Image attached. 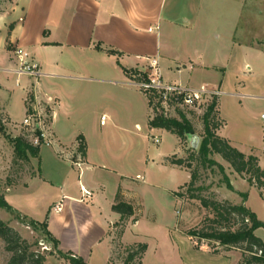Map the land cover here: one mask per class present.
<instances>
[{
    "label": "rangeland",
    "instance_id": "rangeland-1",
    "mask_svg": "<svg viewBox=\"0 0 264 264\" xmlns=\"http://www.w3.org/2000/svg\"><path fill=\"white\" fill-rule=\"evenodd\" d=\"M205 1L207 7L203 4L201 6L202 10H205L208 23L207 21L204 24L197 23L198 28H195L192 35L193 40L199 42V46L202 45L197 48L198 51L204 55L208 54L210 61L220 62V65L225 64L230 67L227 77H224L225 86L222 90L226 96L221 98L225 112L228 114L223 136H227L228 133L233 134L235 140L239 142L237 144L240 150L253 149L252 154L261 159L264 169V120L261 118L264 114V0ZM1 2L2 0L0 4ZM5 2L9 5L5 6ZM12 4V0H4L0 5V12ZM235 29H237L236 32ZM164 32L161 31L164 34L162 51L169 54V48L166 46H169L171 42ZM235 43L253 50L234 46ZM20 48L30 53L29 48ZM2 75L0 72V77ZM212 77L207 80L217 82V79L214 80L217 77ZM188 78L189 74L183 76L184 81ZM130 81L133 83L132 79ZM114 82L122 81L118 78ZM54 84L56 85L54 90L62 93L63 81H57ZM10 86L11 90L16 91L11 102L9 103L8 98H3L0 103L4 106L10 104L13 121L22 124L26 116L23 102L19 98V94L22 95L21 88L17 89L16 84ZM102 87L104 86L98 83H88L82 86L81 92H85L84 96H79L75 101L63 96L62 93L61 112L73 110L71 121L75 125L74 130L85 132L95 152L100 155L105 154L104 160L99 156L97 166L117 172L130 171L129 175L131 174L134 178L137 173L142 175L146 173L147 184L142 187L136 186V183L133 184L134 188L136 187L135 195L142 199L143 213L137 215L135 213L125 224L122 241L126 244L142 241L147 246L143 264H209L205 257L190 252L184 237L196 250H204L217 256L230 258L233 259L234 264H239L243 259L240 249H225L214 242L192 239L187 235V232L191 230L206 228L204 221L213 218V214L202 208L199 201L186 199L182 202L175 198V194L182 186L190 183L191 170L197 171L198 181L195 185L197 189H200L203 197L219 202L226 201L235 205H244L257 216L259 221L264 223V190L259 191L251 186L247 178L236 174L220 156L209 155V160L222 166L225 176L233 187L230 189L218 167L204 168L196 159L189 161L193 150L189 146H181L178 137L166 130L152 128L146 131L144 129L140 132L141 138L131 144L125 143L127 135H138L139 133L127 128L129 127L127 125L129 116L123 108L122 111L119 109L121 112L114 113L110 111L108 102L98 104V100L104 98L103 95H105V88ZM135 90L140 92L136 87ZM113 96L116 95H107L106 99L115 103L116 97L111 99ZM143 97L147 100L145 95ZM150 114L148 104L149 117ZM172 114L175 116V113ZM105 115L109 120L105 122L106 126H102V117ZM188 118L197 135H202L204 132L203 113L195 111L194 115H188ZM2 127L0 197H3L11 206L12 212L0 208V220L20 235L21 239L30 246V252L45 255L46 262L54 257L47 264H59L57 261L64 258L55 254V247L48 238L43 224L56 241V250H59L62 255L72 254L88 264H90L89 256L93 255L96 264H106L98 260L97 254L102 251L101 249L108 251L114 247L112 262L109 264H124L127 257L124 246L118 248L121 244L120 239L111 242L115 233L97 220L91 201H84L82 202L84 205L74 206V209L68 211L67 216L53 213L52 199L61 197L60 201H63L64 195L60 185L52 186L47 182V179L56 173L53 160L56 155L55 147L42 146L41 159L32 158L34 166L32 167L30 162H24L14 152L15 140L22 135L21 128L8 127L4 122ZM150 136H158L160 143H153L149 139ZM19 151L24 154V147H20ZM139 152L147 159H145V166L142 170L137 166L129 170L121 162H115L110 154H118L116 156L122 157L127 153L133 155ZM192 155L197 157L196 154ZM174 159L186 160L187 164L179 169L172 166ZM76 169L73 170L72 185L74 196L79 201L82 200V194L77 183L79 170ZM112 178L111 174L105 173L96 179V182L107 188L104 199H108V204L115 202L114 199L117 196L114 192L111 193ZM26 183H28V189L25 190ZM16 187L19 188L15 189ZM8 189L11 193H7ZM242 195H246L245 201ZM119 226L115 224L116 229H119ZM234 227L233 229H236L238 225ZM99 237L104 242L103 246L101 248L92 247ZM258 237L264 240V230L258 231ZM112 243L114 245H111ZM51 251L54 254L49 255ZM11 257L12 253L7 250L5 241L0 238V264H9ZM64 262L66 264L65 259ZM137 263L138 261L135 262Z\"/></svg>",
    "mask_w": 264,
    "mask_h": 264
},
{
    "label": "crops",
    "instance_id": "crops-1",
    "mask_svg": "<svg viewBox=\"0 0 264 264\" xmlns=\"http://www.w3.org/2000/svg\"><path fill=\"white\" fill-rule=\"evenodd\" d=\"M3 2L4 0L1 4ZM205 2V0H12L13 4L0 12V72L3 74L0 77V101L8 98L9 103L11 102L16 91L11 90L10 85L16 84L17 89L21 88L22 95L19 94V98L23 102L25 116L30 103L32 106L39 104L52 116V130L59 144L75 145L81 140L80 142L85 145L86 167L82 176L79 171L77 183L80 191L84 187L92 196L86 199L81 191L82 200L78 201L75 198L72 174L76 167L62 159L56 150L53 159L56 173L49 177L47 182L52 186L60 185L64 195L63 201H60L61 197L52 199L53 213L67 216L74 206H81L84 205L82 202L91 201L97 220L115 233L111 242L119 240L118 232L124 229L130 218L121 226V215L113 211L116 198L115 202L109 204L108 199H104L107 188L96 182V179L105 173L113 176L111 193L114 192L115 196L120 193L125 202L134 206L135 215L143 213L142 199L135 195L136 187L134 188L133 184L136 183V186L140 187L147 184L146 173L144 172V175L137 173L134 178L129 175L130 171L117 172L97 166L99 156L103 159L105 154L100 155L95 152L85 132L74 130L75 125L71 121L73 110L61 112L63 106L61 94L75 101L79 96H84L85 92H81L82 86L88 83L104 86L102 88H105V95L98 100V104L108 102L110 111L118 113L119 109L122 111L123 108L128 114L127 128L139 133L126 136L125 143L131 144L141 138V131L152 129L149 125L148 99L145 100L144 95L136 91L135 86L130 83L134 76L146 75L150 60L159 61L167 83L192 87L212 84L220 86L223 90L224 77H227L230 67L210 61L208 54L204 55L197 50L202 45L199 46V42L193 40L192 34L199 25L197 23L204 24L206 21L208 23L205 10H202L201 6L203 4L207 7ZM7 4L9 5L7 2L4 3L5 6ZM161 31H165V36L171 42L166 46L169 48V54L162 51L164 34ZM236 45L253 50L244 45L235 43L234 46ZM20 47L30 49V62L37 65L43 74L37 83L32 78L19 77L15 73L18 61L14 58L13 52L21 49ZM111 51L115 53L112 54ZM185 74H189L186 81L183 80ZM212 76L217 77L214 79H217V82L207 80L212 79ZM118 78L122 82H114ZM61 80L64 89L62 93H57L54 90L56 86L54 83ZM112 94L116 95L111 98L116 97L115 103L106 99L107 95L112 96ZM221 98L218 111L220 118L225 121L228 114L225 112ZM0 115L8 127L21 128V133L25 132L20 123L13 121L10 104L4 106L0 103ZM124 131L128 130L124 129ZM224 131L223 127L219 132L222 138L230 141L240 152L253 155V149L240 150L237 144L239 142L235 140L233 134L228 133L227 136H223ZM188 143L191 148L189 141ZM110 154L115 162H121L129 170L134 166L142 170L145 166L146 158L140 152L133 155L127 153L122 157L116 156L118 154ZM38 159H41V149ZM29 162L34 167L32 157ZM259 162L263 168L260 158ZM31 178L33 179V176ZM28 183L25 190L28 189ZM17 188L19 187L15 189ZM7 193H11V190L8 189ZM60 202H63V210L57 213L54 207ZM115 224L120 225L119 229H116ZM123 235L124 232L120 242L124 247L143 244L142 241L126 244L122 241ZM256 235L258 236V231ZM50 241L53 245V240ZM184 241L188 242L186 244L192 254L205 257L209 264H234L233 259L196 250L186 237ZM103 243L102 238L99 237L92 247L101 248ZM101 250L97 254L98 260L106 264L112 262L114 247L108 251ZM58 253L61 254L55 248V254ZM51 259L54 257L49 258L46 264ZM88 261L90 264H96L93 255L89 256ZM57 262L65 264L64 259Z\"/></svg>",
    "mask_w": 264,
    "mask_h": 264
},
{
    "label": "trees",
    "instance_id": "trees-1",
    "mask_svg": "<svg viewBox=\"0 0 264 264\" xmlns=\"http://www.w3.org/2000/svg\"><path fill=\"white\" fill-rule=\"evenodd\" d=\"M110 53L114 54L115 52L111 51ZM219 101V99H213L210 105L205 109L203 113L204 132L202 135H198L201 139V144L199 149L192 153L196 154L197 157L191 154L188 160L192 161L196 159L204 168L213 166L218 167L228 187L233 189L231 183L225 176L222 166L208 159L211 154L218 155L232 167L236 174L240 175L242 178H247L251 186L256 187L259 191H263L264 169L260 166L259 158L254 155H246L240 152L230 141L219 135L220 130L225 125V121L219 116ZM148 104L150 105L149 102ZM29 112L30 111H28L27 114H29ZM194 112L195 111L176 109L173 112L175 116L172 114L169 117H165L159 112H156L155 118L149 122V125L153 129H163L176 135L181 146H188V138L197 135L192 122L188 118V115H194ZM2 123L3 118L0 115V136L3 134ZM26 136H28V134H26L25 131L15 140L16 147L14 152L18 158L28 163L31 157L39 158L41 147L32 146ZM80 143V150L85 156V145L83 142ZM20 147H24V154H21L19 151ZM171 164L179 168L186 166L187 161L183 159H174ZM188 168L190 167L188 166ZM190 175V183L182 186L175 196L182 202L186 199L199 201L202 208L212 212L213 218H208L204 221L206 228L191 230L187 232V235L192 239L196 238L201 241L207 240L214 242L219 247L225 249H240L243 259L239 264H264V240L256 235L257 231L261 229L264 230V223L259 221L257 216L244 205H235L226 201L219 202L212 198L203 197L200 194V189H197L195 185L198 181V172L191 170ZM242 196L245 201L246 195ZM0 208L12 212L11 206L3 197H0ZM113 211L121 215V226H123L125 220H128L135 214L134 206L125 202L120 193L116 196ZM237 225L238 227L233 229V227ZM43 227L46 230L47 236L50 237L45 224H43ZM122 234L123 229L118 232L117 238L120 239ZM0 238L5 241L7 250L12 253L9 264H45L47 257L36 252H30V246L21 239L20 235L13 228L1 220ZM50 239L53 240V245L56 248V241L51 237ZM121 247H123V245L119 244L118 248ZM124 249L127 253L124 264H135L137 261V264H142L143 258L147 252V246L145 244H135L130 247H124ZM52 254L54 253L52 252L49 255ZM58 255L66 260V264H88L72 254L62 255L58 253Z\"/></svg>",
    "mask_w": 264,
    "mask_h": 264
},
{
    "label": "built area",
    "instance_id": "built-area-1",
    "mask_svg": "<svg viewBox=\"0 0 264 264\" xmlns=\"http://www.w3.org/2000/svg\"><path fill=\"white\" fill-rule=\"evenodd\" d=\"M13 55L18 61V68L15 73L19 77L26 76L32 78L37 83L43 74L37 65L30 62L29 52L16 49ZM132 81V84L147 97L150 103V121L155 118L156 112L169 117L176 109L204 113L213 99H220L224 96V92L218 85L202 84L198 87H192L167 83L164 80L157 59L150 60L146 75H136L132 78ZM28 111L30 112L24 118L21 126L26 131V134H28L26 138L29 139L31 145L34 147H42L44 145L54 146L58 155L76 167L82 176L83 169L86 167V160L80 150L81 143L77 142L70 147L59 144L52 130V116L48 113L47 109L39 104L32 106L30 103ZM261 118L264 120V114ZM106 121L107 117L103 116L102 125ZM150 140L155 144H159L161 141L158 136H151ZM81 191L86 198L92 196L91 192L84 187L81 188ZM54 210L57 213L62 212V202L58 203L54 207Z\"/></svg>",
    "mask_w": 264,
    "mask_h": 264
},
{
    "label": "water",
    "instance_id": "water-1",
    "mask_svg": "<svg viewBox=\"0 0 264 264\" xmlns=\"http://www.w3.org/2000/svg\"><path fill=\"white\" fill-rule=\"evenodd\" d=\"M188 141L190 142L191 148L194 151H197L199 149L200 144H201V139L198 135L190 136L188 138Z\"/></svg>",
    "mask_w": 264,
    "mask_h": 264
}]
</instances>
